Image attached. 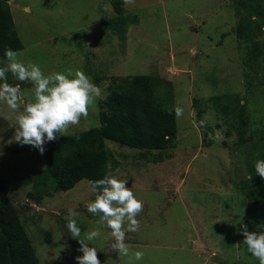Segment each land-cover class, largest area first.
Segmentation results:
<instances>
[{"label":"rangeland","instance_id":"rangeland-1","mask_svg":"<svg viewBox=\"0 0 264 264\" xmlns=\"http://www.w3.org/2000/svg\"><path fill=\"white\" fill-rule=\"evenodd\" d=\"M8 2L24 44L18 60L45 74L80 69L102 90L88 117L68 134L100 125L99 104L114 77L149 74L159 102L184 109L172 147L145 155L106 139L109 176L125 180L143 202L140 229L127 232L125 241L133 252L143 251L137 262L112 249L110 229L87 211L95 198L91 180L70 190L26 180L46 167L45 151L13 141L15 114L0 103V176L41 264H78L80 244L66 227L70 209L81 238L92 229L101 232L88 242L100 264H259L243 244L239 222L264 231L247 219L242 193L243 186H255L254 163L264 159V27L255 41L240 38L246 14L237 7L240 0H136L126 9L138 20L125 35L105 24L116 15L110 0ZM254 42L257 57H251ZM6 63L0 58V67ZM6 75L30 97V82ZM240 112L248 118L247 141L236 130Z\"/></svg>","mask_w":264,"mask_h":264},{"label":"trees","instance_id":"trees-1","mask_svg":"<svg viewBox=\"0 0 264 264\" xmlns=\"http://www.w3.org/2000/svg\"><path fill=\"white\" fill-rule=\"evenodd\" d=\"M110 1L116 15L105 24L115 33L125 35L138 18L123 6L122 0ZM237 7L246 12L238 26L240 38L255 41L254 38L263 33L264 0H240ZM247 18L253 19L254 25L247 23ZM23 47L11 6L8 0H0V58H5V49L18 52ZM257 48L258 43L254 42L252 51L255 52H251V57L258 56ZM152 79L149 74L114 77L108 85V97L99 104L100 125L47 142L46 167L26 180L50 181L57 189L70 190L84 178L94 182L109 176L106 139L141 149L145 155L174 146L178 137L174 108L159 102ZM240 119L242 127L238 125L236 130L241 139L247 141L244 126L248 125V118L240 112ZM242 193L247 197V219L264 229V179L258 176L255 186H243ZM0 264H41L1 176Z\"/></svg>","mask_w":264,"mask_h":264},{"label":"clouds","instance_id":"clouds-1","mask_svg":"<svg viewBox=\"0 0 264 264\" xmlns=\"http://www.w3.org/2000/svg\"><path fill=\"white\" fill-rule=\"evenodd\" d=\"M122 2L127 8L134 6L136 0ZM20 55L22 53L5 49L7 63L0 67V103L15 114V122L12 124L15 126L13 141L30 145L43 154L46 142L55 141L58 136H67L70 128L78 126L82 118L88 117L89 107L101 97L102 90L80 69L69 68L66 72L45 74L36 64L26 65L18 60ZM8 72L20 82L31 83L30 97H25L19 85L8 83ZM174 113L180 119L184 115V109L176 106ZM200 124L203 126L204 121ZM254 168L264 179V159L256 160ZM90 187L95 198L86 204L87 211L99 217L100 225L110 229V236L114 240L112 249L121 257L131 255L135 261H142L143 251L133 252L125 241L127 232H138L140 229L137 216L143 211V202L126 186L125 180L114 176L96 180ZM75 217L76 212L70 209L66 227L71 236L78 240L79 251L82 252L75 259L78 264H100L97 248L89 246L88 242L99 238L101 232L99 229H92L81 238V229ZM239 224L247 252L259 264H264V231H249L243 221Z\"/></svg>","mask_w":264,"mask_h":264}]
</instances>
